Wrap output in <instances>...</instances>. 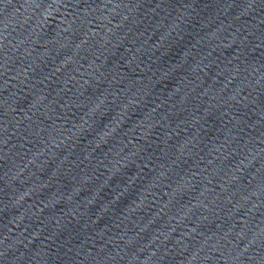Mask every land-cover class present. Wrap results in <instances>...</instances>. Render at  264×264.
Masks as SVG:
<instances>
[{
    "label": "water",
    "instance_id": "water-1",
    "mask_svg": "<svg viewBox=\"0 0 264 264\" xmlns=\"http://www.w3.org/2000/svg\"><path fill=\"white\" fill-rule=\"evenodd\" d=\"M264 168V0H0V224Z\"/></svg>",
    "mask_w": 264,
    "mask_h": 264
}]
</instances>
